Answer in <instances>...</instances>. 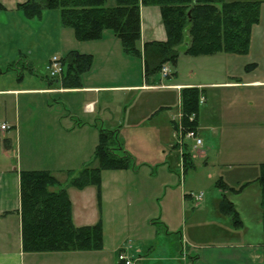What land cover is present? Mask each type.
<instances>
[{
	"label": "crops",
	"instance_id": "crops-1",
	"mask_svg": "<svg viewBox=\"0 0 264 264\" xmlns=\"http://www.w3.org/2000/svg\"><path fill=\"white\" fill-rule=\"evenodd\" d=\"M24 1L26 0H0L3 5L0 10V63L9 59L16 61L15 56L23 52L31 56L38 54L37 57L45 61L46 71L42 74L33 67L37 74L23 68L21 71L10 69L0 73V110L7 115V120L0 124V264H108L103 255L99 262L93 261L92 253L102 249L50 252L23 250L20 171L49 170L62 183L61 186H52L51 190H59L68 182V174H74L70 169L71 161L65 160V156L60 157L62 150L59 143L61 140L69 143L72 138L81 136L84 132L86 134L90 131L87 130L89 127L99 129V133L102 128L117 130L118 138L125 149L123 136L127 135L129 128L136 127L141 130L142 120L140 117L136 119V115L130 111L133 102L123 101L124 103L116 104V100L139 91L149 95L143 101L148 107L143 118L150 121L157 118L155 128H160L158 134L163 135V130L165 134L168 132V138L164 137L168 142L164 144L168 145L169 151L172 146L180 147L175 146L180 143L174 124L179 121L182 113L181 90L186 87L201 89L205 99L197 116V132L202 139L201 147L197 146V154L204 158V163L211 169L209 177L217 178L215 197L218 204L226 195L239 213L242 225L236 226L231 216L219 212V216L230 219L236 228L231 231V238L221 242L216 238V233H200L199 235H204L198 241L191 240L184 232L180 252L182 254L183 248L196 251L195 259L182 255L191 264H264V223L259 183L251 182L240 193L225 189L226 185L239 187L255 179L259 174L260 163L264 162V45L257 58L252 57V44L249 53L245 55L227 52L188 55L197 61L191 62V68L186 75H181V71L177 70L179 61L176 67L168 63L172 73L175 72L171 75L175 77L169 82L158 81L157 75L145 77L143 59L126 53L114 32L106 30L100 39L79 41L74 31L62 26L58 9L44 10L40 18L28 19L18 9V3ZM140 15L142 48L148 41L167 39L158 5H141ZM71 50L92 54L94 61L96 56H101L100 67L94 70L93 62L92 68L83 74L82 87H62L50 80L47 70L53 56L61 58ZM208 57L211 59H205ZM135 59L143 67V79L139 70L136 75L132 74ZM249 62L257 63V66L248 70L246 67ZM117 63L120 65H116ZM198 72L201 76H198ZM159 76H162L161 73ZM158 90H164L159 93V98L155 93ZM74 93L85 94L83 99L87 103L84 112L96 113L95 126L87 124V121L79 117L80 114L76 112L77 100L71 96ZM29 95H38L42 102L40 109L46 112V116L35 121L23 118L21 99L29 98ZM151 96L154 100L152 106L149 105ZM139 105L142 106V103ZM59 106L64 108L63 111L56 110ZM3 124L8 128H1ZM24 124L30 127L27 132L31 138L23 144ZM9 130L15 133L6 134ZM30 141L35 144H28ZM195 156L193 153V167ZM254 157L263 160L252 163L249 159ZM187 170L184 169L183 173ZM119 172L126 174L130 170L112 171L116 175ZM253 173L254 176H251ZM60 174L66 175V182L60 179ZM128 185L132 183L118 185L116 193V196H126L125 204L132 203V192L138 183L133 188ZM74 189L68 187L74 223L89 225L76 222L77 211L72 199ZM201 193L204 195L203 191ZM183 194L190 195L186 190ZM187 201L188 199L181 197L182 207L186 206ZM125 214L128 215L129 211L126 210ZM163 217V212L159 211L158 218L162 220ZM210 234L212 238H209ZM185 242L186 246L183 244ZM141 256L143 259L144 255ZM120 263L117 258L116 264Z\"/></svg>",
	"mask_w": 264,
	"mask_h": 264
},
{
	"label": "trees",
	"instance_id": "trees-1",
	"mask_svg": "<svg viewBox=\"0 0 264 264\" xmlns=\"http://www.w3.org/2000/svg\"><path fill=\"white\" fill-rule=\"evenodd\" d=\"M141 5L160 7L167 32L166 40L148 41L143 48L140 46ZM261 7L262 1L259 0H115L113 5H108V0H26L18 3V9L28 19L40 18L44 10L58 9L62 26L72 28L79 41L97 40L102 38L106 30H112L126 53L143 59L146 78L160 74L166 63L177 66L179 46L185 41L186 29L190 36L185 43L187 55H213L219 52L248 54L253 28L260 23ZM2 9L3 5L0 4ZM60 60L63 72L60 77L49 75L50 80L66 88L82 87L83 74L92 68L93 55L71 50ZM18 62L19 59L5 69L0 68V73L10 69L21 71L17 69ZM256 66L257 63H249L246 68L250 70ZM22 68L34 72L29 62L23 64ZM202 95L203 91L197 87L181 90V123L187 129H197ZM192 114H195V118L191 121ZM174 127L179 129L178 121ZM183 154L184 169L187 170L194 163L186 149ZM95 159L98 161L97 166L86 165L75 175L71 174L68 181L70 187L84 189L94 185L100 196L102 170H123L133 166L132 157L125 151L117 130H100ZM259 169L255 179L239 187L220 186L233 193H240L251 182H258L264 223V162L260 163ZM61 185L60 180L49 170L20 171L23 250L50 252L102 249L104 229L101 218L94 224L76 225L68 188L62 186L57 191L51 190L52 186ZM219 207L220 213L231 216L236 226L242 225L239 213L226 195Z\"/></svg>",
	"mask_w": 264,
	"mask_h": 264
},
{
	"label": "rangeland",
	"instance_id": "rangeland-1",
	"mask_svg": "<svg viewBox=\"0 0 264 264\" xmlns=\"http://www.w3.org/2000/svg\"><path fill=\"white\" fill-rule=\"evenodd\" d=\"M259 1H262L261 17L260 23L254 26L252 33L251 48L253 58H257L261 54L264 45V0ZM114 3L115 0H108V5H113ZM69 29L73 31L72 28ZM109 31L113 33L112 30ZM184 33L185 41L179 46L180 56L177 67V70L181 71V75L188 73L192 61H197L196 58L185 54V43L190 39V36L188 29ZM37 55L34 54L33 56L35 57H33L24 52L16 55L15 58L19 59L20 62H18L19 68L17 69L21 70L23 64L29 62L39 72L45 73V61L41 57H37ZM100 59V55L96 56L93 65L94 70L98 69L102 64ZM13 61V59H9L0 63V68H7ZM116 65L119 66L120 63ZM140 65L138 59H135L132 74L136 75L139 70L143 79V67ZM34 74L37 73L34 72ZM159 75L157 74L158 81L164 82H169L175 77V75H169V78H162ZM198 76H201V73L198 72ZM162 91L164 90L155 92L157 98H159V93ZM71 96L77 100L76 112L80 114L79 117L87 121V124H94L95 126L96 113L84 112L85 104L87 103L83 99L85 94L74 93ZM148 96L147 92L139 91L129 96L118 97L116 100V104L123 101L125 103L133 102L130 111L132 110L136 115V119L140 117V120H142L141 130L136 127L129 128L126 131L127 135L123 136L125 149L131 155L133 162V166L129 169L130 172L126 174L119 172L116 175L112 173L113 170L104 169L101 175L100 196H98L94 185L87 187L86 190L75 188L72 194L75 210L77 211V224L95 223L100 218L102 220L104 243L101 251L92 253L94 262L96 260L99 262L101 255H103L107 258L108 264H116L118 254L123 249L122 247L125 246L128 253L144 255L141 264H191L185 261L182 255L195 259L196 251L191 248H183L182 254L180 252L182 248L181 240H184L182 238L184 232L188 234L191 240L198 241L203 239L204 234L201 236L199 235L200 233H216V238L223 242V240L231 238V231L236 229L231 224L230 219L219 216L220 207L215 197L217 191L215 181L217 178L212 179L209 177L211 169L209 170L204 163V158L197 154L196 141L187 139V142L182 145H175H180V147L172 146V150L169 151L168 145L164 144L168 142L164 138H168V132L165 134L163 130V135L158 134L160 128H157V126L155 128L157 118L152 121L143 118V114L148 110L143 101ZM41 103L38 95H29V98H22L21 113L23 118L35 121L46 116V112L40 109ZM140 103H142V106L139 105ZM152 104H154V100L151 96L149 105L152 106ZM63 109L62 106L56 108V110L60 111H63ZM6 117L7 115L4 111L0 110V124L2 121L7 120ZM159 118L163 119L162 117ZM29 128L26 124L22 126L23 144L25 140L31 138V135H28L27 132ZM87 130L86 134L84 132L81 136L72 138L69 143L62 140L59 143L62 150L60 157L63 158L65 156V160L69 159L71 161L72 168L70 169L74 171V175L86 164H90L89 166L98 165V161L95 159V150L100 143L99 129L89 127ZM10 132L15 133V131L9 130V133L6 134L10 135ZM172 140L175 142L174 137H172ZM28 144L35 143L30 141ZM198 147H201V145ZM185 149L191 154V159H193V153L196 156L194 157L195 166L188 168L183 173L185 158L182 154ZM249 160L253 163L263 159L254 157ZM65 174L59 175L63 182H66ZM69 176L71 177V174H68ZM251 176H254V173ZM128 183H132V185H128L129 188H133V185L138 183L137 188L134 187L135 190L132 192L133 201H131V204H125L126 196H116L118 185ZM63 185L70 188L68 182ZM191 189L193 192H191ZM185 190L191 196L183 194ZM202 191L204 195L200 201L197 197ZM181 197L188 199L185 207L181 205ZM126 210L129 211V217L125 214ZM159 211L164 214L162 220L158 218ZM209 238H212L211 234ZM183 244L186 246V242Z\"/></svg>",
	"mask_w": 264,
	"mask_h": 264
},
{
	"label": "built area",
	"instance_id": "built-area-1",
	"mask_svg": "<svg viewBox=\"0 0 264 264\" xmlns=\"http://www.w3.org/2000/svg\"><path fill=\"white\" fill-rule=\"evenodd\" d=\"M47 70L49 71V74L53 77H60L62 72H63V65L61 63L60 57L58 56H53L48 65H47ZM162 77L166 78L169 75L172 74V69L168 63L164 64L161 71H160ZM204 96L202 95L200 98V103H204ZM89 108V105L87 106ZM181 118H182V113L180 115L178 124H179V129L176 132L177 140L182 145L187 141V139H193L196 141V145L199 146L202 144V139L199 137L197 129L194 128H185L182 123H181ZM195 114H192L190 116V120H194ZM1 128L5 129L8 128L6 124H3ZM183 158V157H182ZM184 161V160H182ZM183 167H184V162H183ZM203 196V193H201L197 198L201 199ZM118 258L120 262L123 264H141L142 256L141 255H133L131 253L126 252V248H123L119 254Z\"/></svg>",
	"mask_w": 264,
	"mask_h": 264
}]
</instances>
